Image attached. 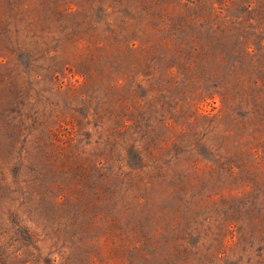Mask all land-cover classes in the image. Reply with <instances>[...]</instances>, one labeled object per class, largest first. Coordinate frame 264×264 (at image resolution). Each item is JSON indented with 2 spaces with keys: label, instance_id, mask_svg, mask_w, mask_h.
<instances>
[{
  "label": "rangeland",
  "instance_id": "374dc122",
  "mask_svg": "<svg viewBox=\"0 0 264 264\" xmlns=\"http://www.w3.org/2000/svg\"><path fill=\"white\" fill-rule=\"evenodd\" d=\"M0 264H264V0H0Z\"/></svg>",
  "mask_w": 264,
  "mask_h": 264
}]
</instances>
